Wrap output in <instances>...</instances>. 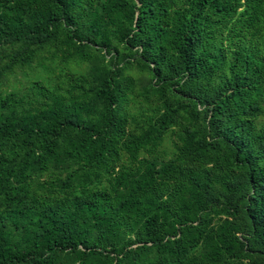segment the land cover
<instances>
[{
  "label": "trees",
  "instance_id": "16d2710c",
  "mask_svg": "<svg viewBox=\"0 0 264 264\" xmlns=\"http://www.w3.org/2000/svg\"><path fill=\"white\" fill-rule=\"evenodd\" d=\"M263 117L264 0H0V264H264Z\"/></svg>",
  "mask_w": 264,
  "mask_h": 264
},
{
  "label": "rangeland",
  "instance_id": "374dc122",
  "mask_svg": "<svg viewBox=\"0 0 264 264\" xmlns=\"http://www.w3.org/2000/svg\"><path fill=\"white\" fill-rule=\"evenodd\" d=\"M34 73L30 74V75H26L23 76L21 72L19 71H15L14 75H9L6 77V85L5 88L7 89H18V88H22L24 85H26L27 80L34 75H43L44 73L41 72L39 69L35 68L33 70ZM129 75L135 76L136 75V71L132 70L128 72ZM257 123H264V117L261 118ZM169 136V137H168ZM164 138L163 142H162V146L164 147V149H166L164 151V153L161 154V158L165 159L168 158L170 156V150H171V139L173 138L175 140V137H172L171 135H168Z\"/></svg>",
  "mask_w": 264,
  "mask_h": 264
}]
</instances>
